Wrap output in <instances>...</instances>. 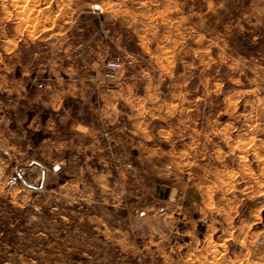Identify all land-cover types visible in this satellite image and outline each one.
<instances>
[{"label": "rangeland", "instance_id": "374dc122", "mask_svg": "<svg viewBox=\"0 0 264 264\" xmlns=\"http://www.w3.org/2000/svg\"><path fill=\"white\" fill-rule=\"evenodd\" d=\"M0 264H264V0H0Z\"/></svg>", "mask_w": 264, "mask_h": 264}, {"label": "built area", "instance_id": "2783aa9c", "mask_svg": "<svg viewBox=\"0 0 264 264\" xmlns=\"http://www.w3.org/2000/svg\"><path fill=\"white\" fill-rule=\"evenodd\" d=\"M121 62L120 59H113L108 61L106 66L105 76L109 79H114L120 70Z\"/></svg>", "mask_w": 264, "mask_h": 264}, {"label": "crops", "instance_id": "0c3cea01", "mask_svg": "<svg viewBox=\"0 0 264 264\" xmlns=\"http://www.w3.org/2000/svg\"><path fill=\"white\" fill-rule=\"evenodd\" d=\"M49 103H44V104H42L43 106H45V107H47V105H48ZM52 104V107L54 108V109H56V111L59 109V107H60V103H51ZM42 105H38L39 107H42ZM75 130H83L84 132H86L87 130H88V132L87 133H91V134H93V133H96L97 131L94 129V128H87L86 126H84V125H81V124H78L77 123V127H75ZM76 132V131H75ZM79 132V131H78ZM77 133V132H76ZM36 165H37V163H36Z\"/></svg>", "mask_w": 264, "mask_h": 264}]
</instances>
